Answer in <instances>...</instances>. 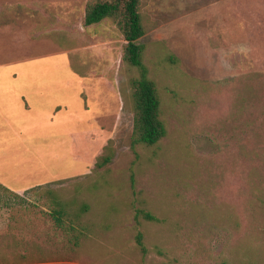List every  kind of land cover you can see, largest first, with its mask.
Returning <instances> with one entry per match:
<instances>
[{"label": "rangeland", "instance_id": "obj_1", "mask_svg": "<svg viewBox=\"0 0 264 264\" xmlns=\"http://www.w3.org/2000/svg\"><path fill=\"white\" fill-rule=\"evenodd\" d=\"M104 1L0 0V264H264V0H140L166 130L152 146L120 28L83 26ZM67 77L64 110L37 103Z\"/></svg>", "mask_w": 264, "mask_h": 264}, {"label": "trees", "instance_id": "obj_2", "mask_svg": "<svg viewBox=\"0 0 264 264\" xmlns=\"http://www.w3.org/2000/svg\"><path fill=\"white\" fill-rule=\"evenodd\" d=\"M140 0H111L89 4L84 13L83 26H91L105 19H111L120 28L125 44L122 60L137 70V77L132 80L133 132L138 144L155 145L166 133L164 123L159 116L160 100L155 84L148 76V69L143 62V46L139 39L144 31L139 14ZM110 156H101L95 166L101 168L110 162ZM58 210L54 212L56 222H61L65 208L56 202ZM147 220L154 218L143 213ZM76 238V237H75ZM137 245L144 253L141 235L136 237Z\"/></svg>", "mask_w": 264, "mask_h": 264}, {"label": "crops", "instance_id": "obj_3", "mask_svg": "<svg viewBox=\"0 0 264 264\" xmlns=\"http://www.w3.org/2000/svg\"><path fill=\"white\" fill-rule=\"evenodd\" d=\"M74 75L75 78L78 79V83L79 85H83L81 78L76 76L74 73H72ZM55 75V74H54ZM30 73H26V72H14L12 74L13 78H28L25 79V81H23V84H26L28 80H30V78H32V76ZM75 78L73 77H67L64 78L63 80H54V79H50V81H48L47 79L45 80V83H41L38 87H34L35 89L40 90L41 92L45 90H48V88H50L49 90H52V92L50 91H46V93H43V96L36 98L35 100L37 101V103L39 101L45 100L46 104L48 105V107L51 110H54L53 112H58L61 110H64L62 108H65L66 103V99H64V94L60 93V91H64V89L66 87H68L70 84H72L73 80H75ZM33 88V89H34ZM4 95H7L9 97V102L11 104H18V106L22 107V108H27L30 109L31 106L35 104V100L34 98H29L28 95L26 94V91L24 90H20L19 88H15V89H11L9 93H6ZM60 95V97H59ZM5 100V99H4ZM36 103V106L38 105ZM62 107V108H61ZM67 107V105H66ZM61 108V109H59ZM36 109H42L41 107H37ZM55 114V113H53ZM60 119L59 116H51V117H47L48 121L53 122L55 119ZM61 120V119H60ZM16 191V190H15Z\"/></svg>", "mask_w": 264, "mask_h": 264}]
</instances>
